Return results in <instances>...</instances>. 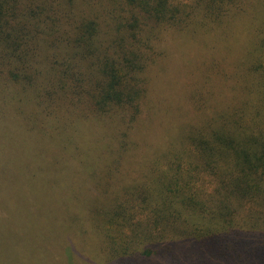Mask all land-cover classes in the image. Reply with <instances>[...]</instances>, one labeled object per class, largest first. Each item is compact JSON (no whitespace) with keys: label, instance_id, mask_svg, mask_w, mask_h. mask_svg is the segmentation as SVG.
<instances>
[{"label":"trees","instance_id":"obj_1","mask_svg":"<svg viewBox=\"0 0 264 264\" xmlns=\"http://www.w3.org/2000/svg\"><path fill=\"white\" fill-rule=\"evenodd\" d=\"M178 35H214L184 94L157 78ZM0 106L61 157H111L91 247L75 232L55 264H264V0H0Z\"/></svg>","mask_w":264,"mask_h":264},{"label":"rangeland","instance_id":"obj_2","mask_svg":"<svg viewBox=\"0 0 264 264\" xmlns=\"http://www.w3.org/2000/svg\"><path fill=\"white\" fill-rule=\"evenodd\" d=\"M234 27L235 30L228 27L223 37L236 34L233 43L228 41V45L232 43L230 48L236 58L251 42L248 30L243 32L240 26ZM176 37V43L173 40L167 43L171 55L157 74L158 87L178 89L184 94L191 92V83L201 82L196 80L200 77L198 71L206 68L203 69L201 64L208 65L212 61H207V54L204 56L203 53L207 52L208 43L214 41V35L207 36L202 42L197 39V43L188 39L190 43L181 35ZM184 56L190 63L186 70L183 69L186 66ZM229 61L233 66V60ZM229 72L232 78L228 82L235 83L241 76L236 67ZM177 74L181 75L176 77ZM4 111L0 106V113ZM53 143L59 149L60 146L63 148L65 140L60 138ZM57 149L40 140L38 133L34 138L16 123L6 119L0 122V207L10 225L3 233L0 225V264H55L54 254L60 248L76 245L75 232L81 238V246L91 247L87 236L80 235L79 231L85 226L86 210L97 205L94 190L112 187L117 180L101 169L105 160L111 157L79 152L61 157ZM122 174L127 176L126 171ZM15 221L21 227L20 231L13 228Z\"/></svg>","mask_w":264,"mask_h":264}]
</instances>
